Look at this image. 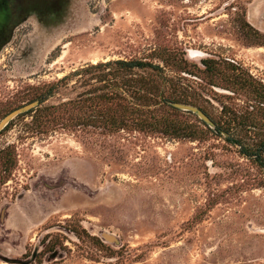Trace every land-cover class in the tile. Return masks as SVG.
Masks as SVG:
<instances>
[{"label": "rangeland", "instance_id": "rangeland-1", "mask_svg": "<svg viewBox=\"0 0 264 264\" xmlns=\"http://www.w3.org/2000/svg\"><path fill=\"white\" fill-rule=\"evenodd\" d=\"M39 12L0 50V122L107 60L159 64L165 82L185 88L181 103L210 118L233 93L203 61L225 60L264 83V0H47ZM87 77L70 76L43 104L92 90ZM234 97L241 104L244 94ZM175 109L163 113L200 131L36 133L30 115L12 118L0 133V178L7 146L16 160L0 179V264H264V169L225 132Z\"/></svg>", "mask_w": 264, "mask_h": 264}, {"label": "trees", "instance_id": "trees-1", "mask_svg": "<svg viewBox=\"0 0 264 264\" xmlns=\"http://www.w3.org/2000/svg\"><path fill=\"white\" fill-rule=\"evenodd\" d=\"M202 63V71L223 76L231 85L232 90H227L233 93V96L222 94L226 102L220 104L216 117H211L215 123L214 130L218 134L225 132L226 141L238 146L242 155L264 169V83L225 60H205ZM187 69L184 67L183 71L187 72ZM162 73L163 68L159 64L144 59H116L87 64L49 84L45 93L29 101H36V104L18 116L30 115L29 125L36 133H48L56 127L102 126L110 132L132 128L172 136L194 135L200 130L196 128L191 132L188 125L178 123L163 113L167 110L177 111L167 104L168 101L187 100L181 82L174 79L165 82ZM81 74L95 81L92 90L57 105L43 104L45 97L54 93L59 84L70 76ZM127 93L132 100L128 99ZM237 93L244 94L241 104L234 97ZM11 121L0 133L10 126ZM6 148L1 164V180L8 179L16 165L13 149L10 146Z\"/></svg>", "mask_w": 264, "mask_h": 264}, {"label": "flooded vegetation", "instance_id": "flooded-vegetation-1", "mask_svg": "<svg viewBox=\"0 0 264 264\" xmlns=\"http://www.w3.org/2000/svg\"><path fill=\"white\" fill-rule=\"evenodd\" d=\"M46 2L47 0H0V50L5 48L13 36L19 32L20 35H23V26L26 25V22H28L27 25L30 23L33 27V23L26 20V17L31 13L38 16ZM53 6L48 9L47 14L55 12L56 7L54 4Z\"/></svg>", "mask_w": 264, "mask_h": 264}, {"label": "water", "instance_id": "water-1", "mask_svg": "<svg viewBox=\"0 0 264 264\" xmlns=\"http://www.w3.org/2000/svg\"><path fill=\"white\" fill-rule=\"evenodd\" d=\"M172 106H174L175 108L184 110V111H188V112H193L194 114H196L205 124H207L209 127L211 128H215V123L213 122V120L200 108L195 107L193 105H189V104H185V103H181V102H169ZM31 107L30 104L24 105L20 108H17L13 111H11L10 113H8L0 122V130L2 128H4L7 123L14 118L17 114L29 109Z\"/></svg>", "mask_w": 264, "mask_h": 264}]
</instances>
